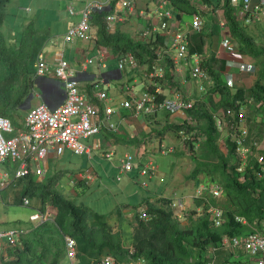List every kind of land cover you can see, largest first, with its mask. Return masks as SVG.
Listing matches in <instances>:
<instances>
[{
	"label": "trees",
	"instance_id": "16d2710c",
	"mask_svg": "<svg viewBox=\"0 0 264 264\" xmlns=\"http://www.w3.org/2000/svg\"><path fill=\"white\" fill-rule=\"evenodd\" d=\"M10 0H0V115L10 118L16 130L25 129L24 119L29 109L28 99L34 90L35 58L43 48L46 36L42 34L36 21L31 19L24 25L14 42H9L2 28ZM170 8L179 17L182 13L194 15L201 13L193 0H168ZM117 0H112L110 6L97 10L92 16V27L96 28L94 38L96 43L111 48L119 57L131 52L140 66H148L162 57V64L166 67V77L180 89L181 85L175 80V63L169 55V45L166 43L167 33L154 30L148 37H135L130 32L111 31L108 16L116 9ZM201 3L216 11L221 9L229 27L230 35L238 43L240 50L256 59L261 60V67L253 85L237 87L234 91L227 84L225 71L226 62L220 60V67L216 69L209 58H202L201 65L208 73L212 86L209 91L216 94L215 101L210 97L197 98L193 109L189 111L194 123L180 126L170 122L169 126L179 133L183 127L190 134L199 131L205 137L202 154L204 161L198 162L195 170H208L217 183L223 186L225 193L235 203V208L226 206V220L215 227L206 214L197 218L190 216V223L181 226L173 207L171 198H162L160 203L146 199L150 218L140 217L139 208L142 203L124 206L135 212L136 224L131 233V245L125 243L124 207L120 205L116 212L119 217V229L114 230L108 223L110 213H99L84 202L71 199L55 187L57 175L46 180H38L33 171L22 176V200L28 195L37 196L41 201V208L45 211L46 203L51 201L57 209L53 219L33 224L21 238V243L9 250V258H0V264H60L62 255L66 254V235L77 240L78 255L76 264H91L93 260L103 255H112L116 260L135 264H205L209 258L204 256L212 248H219L226 235H246L260 227L264 218V174L258 176L257 170H263L255 159L246 167V179L241 180L238 171L237 144L229 135L224 141L220 139L221 130L217 123V111L221 108L232 107L236 120L240 118L241 101L248 93L259 101L264 98V45L257 43L253 29L241 21L238 8L231 0H201ZM147 25V24H146ZM145 25V26H146ZM146 27H152L149 23ZM192 42L188 57L194 54L202 55L206 40L203 31L191 35ZM215 60V59H214ZM216 61V60H215ZM218 62V63H219ZM192 73L188 71L187 78ZM152 90L156 87L150 86ZM160 97L165 94L160 93ZM169 114V113H168ZM103 116V110H101ZM154 121L153 116H148ZM23 119L22 122L19 120ZM119 141L128 142L125 137L118 138L117 134H105ZM146 138V137H145ZM186 139L190 149L195 151L194 139ZM136 139V138H135ZM145 140V139H143ZM137 141V140H134ZM141 142V140H139ZM221 142L227 151L222 149ZM203 164V165H202ZM200 166H204L200 168ZM16 178V177H14ZM12 181V180H11ZM211 198L212 203L215 202ZM203 199L195 198V209L203 205ZM237 216H243L247 223H242Z\"/></svg>",
	"mask_w": 264,
	"mask_h": 264
},
{
	"label": "built area",
	"instance_id": "2783aa9c",
	"mask_svg": "<svg viewBox=\"0 0 264 264\" xmlns=\"http://www.w3.org/2000/svg\"><path fill=\"white\" fill-rule=\"evenodd\" d=\"M112 0H89L82 11L80 19L63 34L62 38L65 42H71L76 39L86 38L90 35L92 29V16L97 10H102L110 6ZM135 0H119L118 3L121 7L128 9L122 11L116 6L115 11L108 16V26L110 29L120 20L128 18L129 11L133 7ZM238 8V14L242 17L245 24H250L260 19L264 14V0H231ZM158 6L155 10L158 17L161 19L160 26L148 27L139 37H148L152 31L160 30L167 33L168 19L174 17V12L168 6V0H157ZM70 12L75 14V8L70 7ZM220 27L229 31V27L225 17L221 14L218 16ZM204 16L201 13H195L193 21H191V30L183 31L176 30L172 34L169 50L173 52V60L175 63V70L178 74L182 73V68L179 66L181 60L188 58L190 48V37L193 33L201 32L204 29ZM55 37L48 40L47 43H54ZM222 45L234 51L235 47L232 46L229 39H225ZM195 58L198 54L193 55ZM192 56V57H193ZM98 61L101 67H106L105 54L100 53L95 58H90L86 64ZM160 57L156 62L151 65L149 70V77H164L166 75V67L161 62ZM35 76L37 78L53 74L59 78L63 83L65 89V96L63 102L59 105L51 106L47 102L40 103L35 106L29 107L25 119V129L16 130L12 120L6 116L0 115V186L3 187L9 181L12 175L15 177H22L33 171L36 176L44 177L49 169V159L54 157L56 160L63 155L68 148L73 149L79 154L87 153L89 157L92 156V147L87 145L82 139L90 138L99 134L103 129L116 132L119 128L116 122L111 121L112 115L117 111L113 106L105 103L109 99V94L106 90H98L97 97L100 101L104 102V114L101 115L102 107L100 103L95 102L92 98L87 96L81 91L79 82H77V75L70 65V62L65 58H60L56 66L50 65L46 57V49L43 48L37 53L35 58ZM139 67L137 57L128 52L120 57L119 68L134 69ZM193 78L205 80L209 77L206 70L201 65V60L195 61L191 67ZM238 75L231 73L233 81L237 80ZM100 82H98V88ZM52 88L51 98L58 99L59 95L56 93V88ZM200 93H206L207 89L204 83L198 85ZM127 98L122 102L125 108H130V111L136 115H157L161 110H166L173 123L180 126L186 124H193L194 120L189 114V111L194 108L196 103V96L187 95L181 89L175 88L170 96L161 98L162 93L158 88L155 90L149 87L140 93H136L132 87H127L125 91ZM222 117L216 115L217 123L220 126L227 125L231 131L229 136L237 144L236 155L238 158V171L241 173V180L246 179V167L251 163L252 159L259 162V165L264 169V133L261 137H252L249 128L241 124V112L239 120H236L235 110L232 107L227 108L226 113ZM185 128L179 130V135L184 139H190L191 135L186 134ZM193 138V137H192ZM164 144L161 143V148L164 153L172 152L174 149L163 148ZM104 156L111 158L115 152L113 150L104 152ZM136 157L130 152H125L121 157V171L128 173L138 166L139 173L145 177H153L159 172V165L153 159L135 160ZM258 176L262 177L263 170H257ZM90 174H80V178H90ZM121 176H119V179ZM144 187L149 186L147 180L141 183ZM194 197L202 198L203 205L198 207L199 215L206 214L215 227L221 226L226 220L225 210L219 205L212 203L209 195L218 196L223 191V186L219 183L200 184L196 189ZM173 206L176 209L177 217L181 219L187 211V204L184 198L177 197L172 200ZM24 204H30V198H23ZM140 217L148 220L150 213L148 212L147 205L139 208ZM33 222H43L49 219L48 214L41 208L31 214ZM237 219L242 223H247V219L243 216H237ZM24 230L9 228L0 229V258L8 259L10 254L9 250L14 246L21 243ZM66 256L71 264H76L78 255L77 240L66 235L65 243ZM220 247L228 249L243 248L248 255L246 264H264V218L260 222V227L249 232L246 235H226L224 236ZM217 249V248H216ZM91 264H135V262L124 263L116 260L112 255H103L93 260ZM205 264H217L216 252L209 256Z\"/></svg>",
	"mask_w": 264,
	"mask_h": 264
},
{
	"label": "rangeland",
	"instance_id": "374dc122",
	"mask_svg": "<svg viewBox=\"0 0 264 264\" xmlns=\"http://www.w3.org/2000/svg\"><path fill=\"white\" fill-rule=\"evenodd\" d=\"M193 1L201 3V0ZM85 2L86 0H10L6 7V20L1 28L7 36L8 41L14 42L22 29V25L34 19L37 24L36 26L40 28L42 34L46 37L61 36L60 34L73 23L77 16L76 13L72 14L70 12V7H74L75 11H77ZM186 17L191 18L192 15L187 14ZM240 19L241 21L243 20L241 16ZM247 25H249L250 29H253L257 43L264 45V28L261 23L259 24L258 21ZM255 60L256 64L253 61L252 64L246 65L250 70L245 68L241 70L247 74L244 77L246 80L245 85L248 88L253 85L257 78L255 76L258 75L261 67V60ZM105 61L109 62V70H116L118 68L117 58L113 57V59H109L108 56L105 57ZM105 71H107L105 68L98 66L99 76ZM187 74L188 72H186ZM202 82L207 92L200 93V96L197 95V98L204 97L210 101V97L212 96L217 101L218 98H215L217 95L209 91L212 82L209 79H203ZM180 89L183 92L185 91L183 88ZM36 90L39 91L38 89ZM127 96L126 92L121 91L120 87L116 83H113L109 91L110 99L108 102L117 111L116 114L112 115L111 121L116 122L118 126L126 125L123 114L130 112V108H125L122 105ZM38 101L39 98L35 95L33 100L31 99L29 102V107L34 106ZM251 101H254V99L248 93L244 104ZM226 110L223 108L219 109L217 115L225 117ZM118 113L122 116L119 117ZM152 116L153 118L159 117L162 122H157L154 119L152 122L153 126H150L149 131L142 138L133 136L136 137L135 139L132 136H126L125 138L128 139V142L117 141L118 143H115L114 139L116 137L108 136L109 139L106 142L104 140L105 134L116 135V133L103 129L99 134L82 139L87 145L92 147L93 152L91 157L87 153L79 154L73 149L68 148L58 160L51 158L50 167L44 177L37 176L38 180H46L50 176L57 175L54 183L58 190L71 199L84 202L99 213H110L107 221L114 230L119 229V217L116 210L122 205L125 209L124 218L126 222L124 224V231L127 246L131 245V233L136 221L135 212H131L130 208L124 206L125 204L142 203V205H146V199L160 203L162 198H171L173 200L177 197H182L185 199L188 208L184 216L179 219V222L181 226H186L190 223V216H193V218L199 216V213L193 212L196 204L194 197L196 189L202 183L210 185L219 181L218 177L214 178L208 170L200 169L195 172L196 168L199 167L198 162L205 160L202 156L205 137L199 134L198 129L189 134L191 135L190 139L196 137L194 139L195 151H193L187 145L186 139L169 126L172 120L166 110L163 109L157 115ZM141 117H143L147 124L148 115L142 114ZM19 121L22 122L23 119ZM220 130V139L224 141L231 129L227 125H222L220 126ZM161 143L164 144L163 148L170 149V147H173L174 150L164 153ZM222 143V149L227 151ZM111 150L115 154L111 158L105 157L104 152ZM125 152L135 155V160L137 161L153 159L159 165V172L153 177H145L139 173L137 166L134 170L123 173L120 166L121 157ZM203 167L200 166V168ZM80 174H90L91 177L80 178ZM119 176H121L120 179ZM14 177L15 175H12L5 186H0V229L16 228L27 231L33 224H36L30 217L37 208H41V201L37 196L28 195L27 197L30 198L31 203L28 205L22 203L23 188L21 183L23 178ZM143 180L149 182L148 187H144L141 184ZM208 196L210 201L211 198H214V203L223 209H226V206H230L231 208H235L236 206L230 197L223 192L218 196L209 194ZM45 212L48 214L49 219H53L56 215L57 209L52 205L50 200L46 203ZM211 253L204 252V256L209 258ZM60 264H71L65 252L61 257Z\"/></svg>",
	"mask_w": 264,
	"mask_h": 264
},
{
	"label": "crops",
	"instance_id": "0c3cea01",
	"mask_svg": "<svg viewBox=\"0 0 264 264\" xmlns=\"http://www.w3.org/2000/svg\"><path fill=\"white\" fill-rule=\"evenodd\" d=\"M87 1L89 0H86V2ZM118 1L119 0H117L116 2V6L124 12L127 11L128 9H125V7H121ZM256 1L257 0H254V4L256 3ZM86 2L82 7H80L76 11L77 16L72 24H74L80 19ZM195 3L199 7L201 14L204 16L205 19L203 33L206 40V44L204 47L203 54H198V60H201L205 57L209 58L211 64H213L216 69H219L220 67L219 61L224 60L226 62L225 78L227 80V84L232 87L234 91L237 87H247V85H245L246 80L244 77L247 74L243 73V71L241 70L243 68L250 70V68L246 67V65H248L249 63L252 64L253 61L256 64V58L240 50L238 43L230 35V32L227 30V28L222 29L220 27V23L218 22V16L221 14L223 15L221 9L213 11L212 9L208 8V6L200 2ZM157 6V0H135L132 9L128 12V18L115 23L111 31L114 32L117 30H123L130 32L135 37H138L145 29L148 28L146 26H148L149 23L153 24L156 27L160 26L161 19L155 12ZM168 6L170 5L168 4ZM186 15L187 14L182 13L179 17L174 15V17L168 19V29L166 30L167 44L171 43L172 34L176 30H191V21H193L194 15H192L191 18H187ZM258 21L259 24L261 23L264 28V14L261 15ZM258 21L256 20L255 22ZM70 25L64 32L60 34L61 36L54 35L46 37V40L44 41V47L46 49L47 60L53 67L56 66L60 58H65L66 60H68L77 75V82H79V87L81 91L87 94V96L92 98L95 102L100 103L103 110V114L104 102L98 99L97 93L98 90L101 89L106 90L109 94L110 88L112 87L113 83H116L120 87L121 91H125V89L129 86L132 87L136 93H140L144 89L153 86L158 88L166 96H170L173 93L174 89L177 88L176 85L172 84V82L167 79L166 75L164 77H155L151 79V77H149L148 75L150 70V67L148 66L139 65V67L134 69H120V57L115 54L113 49L105 48L96 43V40L94 38V35L96 33L95 27H92L90 35L86 38L76 39L71 42H65L62 36L71 27ZM52 37H55L56 41L54 43H47L48 40ZM225 39H229L232 46L235 47L234 51L229 50L222 45V42ZM192 43L194 45V42H192V38L190 37V45ZM100 53H104L105 57L109 56V59H113V57L117 58L118 68L116 70H109V62L105 61L107 66L103 68H105L107 71L102 72L101 76H99L98 66L100 65L98 64V61L94 60L93 62L88 64H86V62L90 58H95ZM169 55L171 57L173 56V52L170 50ZM197 58L191 56L181 60L179 66L182 68V73L178 74L175 70L176 77H174V79L179 81L181 85L180 88H183V90H185L184 92L187 95L200 96L198 85L202 83V80L195 79L192 75L191 77L187 78L188 76L186 75V72H188L191 67L195 64ZM218 62L219 64H217ZM231 73H236V75H238V78H236L237 80L234 81V84L232 78L230 77ZM98 82H100L99 88ZM34 83V96L36 95L39 98L38 103L35 105L47 102L51 106H56L63 102L65 96V89L63 83L60 82L59 78H57L53 74H48L46 76L40 77ZM51 86L56 88V93H58L59 95L58 99L56 100H53L51 98ZM36 89H38L39 91H37ZM34 96L32 97V100ZM109 99L105 101V103L108 105H110V103L108 102ZM240 112L242 116L240 120L241 124L249 128V133H251V136L261 137L264 133V98L259 101L254 100L251 102H247L246 104H244V100L241 101ZM118 116L121 117L122 115L118 113ZM123 118L126 120V125H120L118 130L115 132L119 137L132 136V138H136L133 136H138L142 138L144 134L149 131L150 126H153L152 119L149 120L148 117V121L146 124L145 120L143 119V117H141V115L136 116L131 111L123 114ZM155 120L157 122H162L159 117H157ZM108 139L109 137H106L104 135V140H106V142ZM114 141L115 143H118L116 139H114ZM51 158L54 157H50L49 167ZM213 251H215L217 255V264H246L249 259L247 253L243 248L233 250L228 249L226 247H219L217 249H209L207 253H213Z\"/></svg>",
	"mask_w": 264,
	"mask_h": 264
},
{
	"label": "water",
	"instance_id": "95a60500",
	"mask_svg": "<svg viewBox=\"0 0 264 264\" xmlns=\"http://www.w3.org/2000/svg\"><path fill=\"white\" fill-rule=\"evenodd\" d=\"M34 96V92L32 93L31 97L28 99V102L31 101L32 97Z\"/></svg>",
	"mask_w": 264,
	"mask_h": 264
}]
</instances>
